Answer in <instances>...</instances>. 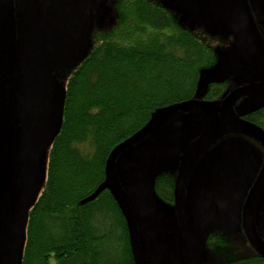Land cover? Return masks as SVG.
<instances>
[{
	"label": "trees",
	"instance_id": "trees-1",
	"mask_svg": "<svg viewBox=\"0 0 264 264\" xmlns=\"http://www.w3.org/2000/svg\"><path fill=\"white\" fill-rule=\"evenodd\" d=\"M116 3L114 26L95 29L90 53L65 81L62 127L47 152L46 179L29 211L21 264H51V259L55 264H136L124 216L110 191L88 199L105 182L114 148L160 110L195 99L202 72L219 60L210 37L182 24L160 2ZM231 87L210 84L203 100L221 99ZM2 117L0 145L11 154L15 145L8 143ZM247 119L264 129V109ZM3 151L0 146V155ZM171 179L159 180L165 197ZM231 258L207 264H264L257 253Z\"/></svg>",
	"mask_w": 264,
	"mask_h": 264
},
{
	"label": "water",
	"instance_id": "water-1",
	"mask_svg": "<svg viewBox=\"0 0 264 264\" xmlns=\"http://www.w3.org/2000/svg\"><path fill=\"white\" fill-rule=\"evenodd\" d=\"M100 2L101 0H16L17 53L22 75L16 82L13 97V113L18 125L13 161L16 184H13L12 179L0 180L3 186L7 187V192H0V255L7 254V257L1 260L3 263H22L29 211L37 202L46 179L47 152L62 127L66 97L63 79L66 71L74 70L92 49V35L96 29ZM248 3L250 12L246 9L243 15L219 16L218 18L227 20L226 26L214 24L215 27L231 30L232 34H235V49L243 47L246 41L250 45L255 43L249 37L257 32L253 17L264 31V0H248ZM180 22L184 24L183 21ZM192 25V30L195 26H200L199 23ZM204 30L208 34V31ZM222 32H225L222 36L227 34L226 31ZM243 32L247 35L240 36ZM259 46L264 47V44L260 43ZM256 48L250 46L249 50L253 53ZM251 53L247 52L245 58L238 63H230L237 70L235 74L224 79L211 80L207 84L208 89L210 83L219 84L228 78L237 82V85H231L233 87L221 101L203 100L207 89L202 95H199L198 90L195 99L160 110L144 128L111 152L106 164V180L88 201H93L105 190L110 191L127 222L136 264H149L142 253L140 240L143 222L149 221L147 218H140L139 231L136 213H140L142 209H146V217L154 216V213L150 215V210H147L149 201L151 202L148 199L150 197L143 196L139 201L134 192L139 191L140 194L143 188L151 187L155 176L167 169L161 159V149L165 138H173L172 133L176 129V125L169 124L182 115L195 112H201V120L198 123L205 133L181 158L175 214L181 227L184 245L183 264H207L199 262L206 244L204 236H201L197 244V236L193 231L194 226H197L206 214L190 217L185 202L187 181L201 149L215 137L212 135L216 129L212 122L215 113H220L226 127L237 134L250 135L264 148V129L241 119L238 115H248L264 109V79L256 78L250 69L249 62L253 63L255 60ZM241 84L244 86L238 87ZM221 133L223 131L218 134ZM192 136L194 133L186 137ZM135 147L138 148V153L123 157L128 150L131 152ZM238 151L249 153L252 160L256 161L257 156L252 151L251 153L244 147L237 146L234 153ZM263 190L264 163L241 213L243 232L254 251L264 259V242L259 237L253 221L255 208ZM133 203H140L141 208L135 207ZM159 217L169 218L170 215L163 214ZM209 226L212 229L213 224L209 222ZM150 228L152 230L147 235L153 232V227ZM171 237L170 233H156L153 241L167 246Z\"/></svg>",
	"mask_w": 264,
	"mask_h": 264
},
{
	"label": "flooded vegetation",
	"instance_id": "flooded-vegetation-1",
	"mask_svg": "<svg viewBox=\"0 0 264 264\" xmlns=\"http://www.w3.org/2000/svg\"><path fill=\"white\" fill-rule=\"evenodd\" d=\"M111 1L115 5L118 0ZM152 1L160 2L168 9L170 14L183 22L189 12L193 13L198 10L214 18L216 16L243 15L246 13V9L249 12L251 11L248 0H197L204 1V4L200 7H197L193 3V0ZM253 19L262 30L257 20L254 17ZM191 23L194 24L195 22L192 20ZM195 27L197 29L198 26ZM17 32L16 0H0V105H2L0 108L3 110L0 109V113L13 115V119H10L12 125L11 131L7 133H10V135H7V138L9 137L8 143L12 145H16L15 135L18 127L13 113L14 89L16 82L22 75L21 67L18 63ZM235 37L233 33V42ZM226 40L222 39L224 43L227 42ZM216 85L218 86V84ZM242 86L244 85L241 84L238 87ZM209 102H217V100ZM238 115L241 119L251 122L247 119L248 115H242L241 113H238ZM200 120L201 112H195L182 115L169 124L171 126L176 125V129L172 133L173 138H165L161 149V159L167 169L155 176L151 187L143 188L140 194H138L139 191L137 193L134 192L135 198L139 201L143 196L150 197L148 199L151 202L148 200L150 205L147 210H150V215L154 213V216L149 217L144 215L146 209H142L140 213H136L139 231L140 218H147L149 224L153 225V232L151 235H148L150 242L144 244L142 238L140 239L142 253L149 264H183L184 245L181 227L175 214L177 206V179L181 166V158L205 133L202 126L198 123ZM212 122L216 127L212 133L215 137L201 149L194 161L185 191V202L190 217L206 214L203 220L198 222L197 226H194L193 231L198 240H196V243L198 244L201 236H204L206 244L203 253H247L248 251H250L249 253H256L248 242L243 229L242 233H237V231L242 228L241 213L243 205L264 163V148L250 135L237 134L226 127L222 122L220 113H215L212 116ZM257 126L261 127L260 125ZM221 131L223 133L218 134ZM194 132V136L186 137L192 135ZM237 146L244 147L250 152L252 151L257 156L256 161H253L247 152L238 151L234 153L237 150ZM247 147H251L252 149ZM135 153H138L137 147L133 148L131 152L128 150L123 157L127 158L129 155ZM14 157L15 148L14 152L12 151L11 155L8 156L12 166ZM254 162L255 164L253 165ZM12 170L11 173L15 176L13 182L15 185L16 173L13 167ZM165 175L172 178L171 181L166 183V188L163 190L164 193H167L166 197L158 189L159 180ZM127 194L129 195L128 191ZM133 205L141 208L140 203H133ZM163 214L170 215V217L160 218L159 216ZM209 222L213 224L212 229H210ZM127 231L129 234L128 227ZM163 232L170 233L172 236L167 246H162L153 241L154 234ZM241 234L246 241V245L244 244V246L241 245V239H243L242 236H239ZM229 236L234 242L236 241V247L231 242ZM239 248H242V250H239Z\"/></svg>",
	"mask_w": 264,
	"mask_h": 264
},
{
	"label": "rangeland",
	"instance_id": "rangeland-1",
	"mask_svg": "<svg viewBox=\"0 0 264 264\" xmlns=\"http://www.w3.org/2000/svg\"><path fill=\"white\" fill-rule=\"evenodd\" d=\"M194 4L197 5V7H200L201 5H203L204 1H197V0H193ZM193 15V16H192ZM117 16V7L116 4L114 5V2H112L111 0H101L100 2V6H99V11L97 14V20H96V28L97 29H102V30H108L109 28H111L112 26H114L115 21H116V17ZM188 18V19H187ZM179 19V18H178ZM180 20V19H179ZM192 20L195 21L194 24L199 23L200 26L197 27V29L195 28L194 31L199 33V34H204L208 37H210L213 41V44L215 46V48L217 49L218 52V56H219V60L217 62V64L215 65V67H213V69L211 70H207L205 72H203L202 77H201V81H200V85H199V95H202L204 93V91L207 89V84L209 83V81L214 80V79H224L226 77H228L231 74H235L237 72L236 69H234L230 63L231 62H235L238 63L241 60H243L247 54V52L251 53L249 48L250 46H255L257 47L255 49V51L253 53H251L255 60L253 63L249 62L250 64V69L252 70V72L255 74L256 78H260V79H264V47H260V43L264 44V32L263 30H261L257 24H255V30L257 32H255V35H250V39L254 40L255 43L250 45L248 44V41L245 42L243 47H238L235 49V44L233 42V34L231 32V30H227L225 28L219 27V26H214V24L216 23L217 25H224L226 26V22L227 20L223 19V18H214L211 17L209 14L207 13H203L202 11L198 10L197 12H193V13H188V16L184 19V25L191 28V25L193 23ZM194 26V25H192ZM206 29L208 31V34L205 32ZM222 31H226L227 34L222 36ZM210 35H215V36H210ZM246 36L243 33L240 34V36ZM231 37L230 39H227ZM219 38V40H218ZM222 39L226 40L227 42L224 43L222 41ZM249 45V47H247ZM246 48V49H244ZM224 65V66H223ZM227 65H229L228 67H226ZM254 69V71H253ZM73 70H68L66 71V76L63 79V82L65 83L68 75L70 74V72ZM230 79V80H229ZM230 83V85H237L236 81H232L231 78H228L227 81H224L222 83L219 84H227ZM212 84V83H210ZM216 84V82L214 83ZM222 94V93H221ZM222 99V98H221ZM221 99H217L218 101H221ZM2 105H0L1 107ZM1 109V108H0ZM2 110V109H1ZM3 111V110H2ZM5 112V110H4ZM0 116L2 117V115L0 114ZM13 117V115L10 116L9 113H5L4 116L2 118L4 119V122L6 123V127H7V132L11 131V123H10V119ZM13 119V118H12ZM195 134V132H194ZM0 137L3 138V131H0ZM9 138V137H8ZM6 139V136H5ZM252 142H254L252 140ZM254 144H256L254 142ZM0 146H4V151L2 153V155H0V178H2L3 180H14L15 176L12 175V165L11 162L8 159V156L11 155L9 154V148L8 146H6V144H2ZM5 189H7V187H3V184L0 183V192H7L5 191ZM253 221L255 224V229L259 235V237L262 239V241L264 242V190L262 191V193L260 194L259 197V201L258 204L255 208V212L253 215ZM150 226L153 227V225L151 224ZM149 223L143 222V230H142V240L143 243L146 244L148 242V233L150 230H152V228H150ZM237 233H242V228L239 229L237 231ZM146 235V236H144ZM239 236H242L239 235ZM243 237V236H242ZM231 242L233 244H235L234 246L236 247L237 244L231 239V237L229 236ZM244 244L246 245V241L245 238L243 237V239H241V245L244 246ZM242 250V248H239V250ZM250 250V249H249ZM248 251V250H247ZM246 251V252H247ZM250 251H248L247 253H217V252H207V253H202V257L199 259V262L201 263H217V262H221L224 261L227 258H231V256L233 255V258L231 259H236V258H240V257H245V256H249L253 253H249ZM252 252V251H251ZM21 255V259H22ZM7 257V254H1L0 255V264H6L5 262H1V260ZM20 259V261H21ZM5 261V260H4ZM51 264H55L54 259H51Z\"/></svg>",
	"mask_w": 264,
	"mask_h": 264
}]
</instances>
